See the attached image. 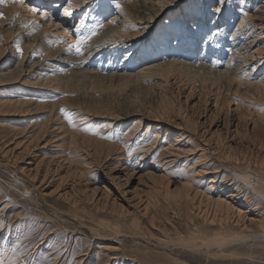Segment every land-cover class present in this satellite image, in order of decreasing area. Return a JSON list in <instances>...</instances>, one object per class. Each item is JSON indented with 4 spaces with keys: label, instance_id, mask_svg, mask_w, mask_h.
I'll return each mask as SVG.
<instances>
[{
    "label": "rangeland",
    "instance_id": "374dc122",
    "mask_svg": "<svg viewBox=\"0 0 264 264\" xmlns=\"http://www.w3.org/2000/svg\"><path fill=\"white\" fill-rule=\"evenodd\" d=\"M31 1L40 9L44 5L42 1H45L46 5L44 6L46 7L43 10L49 12L54 0H39L38 3L37 0ZM145 1L141 0L144 2L147 11L158 12L159 0L158 2L151 0L149 4ZM222 2L218 3L217 0H181L180 5H178L179 3L173 6L166 5L159 13L157 23L165 20L171 9L170 23L171 19L174 22L183 16L186 24L192 25L201 22L206 24L205 22L211 19V14L215 13L218 16L220 12L216 13L217 7H220L222 11L229 3L233 4V9L236 10L237 8V0H222ZM5 6L6 4L0 5V8L3 9ZM190 6L194 7V10L186 13V8H191ZM3 12L0 10V13ZM118 13L122 14L117 10L118 17ZM88 14L89 12L85 13L86 17ZM56 15L58 14L55 13L54 16ZM10 24L8 23L5 27H10ZM155 28L156 25L147 28L139 40L145 37L149 38L156 30ZM236 28L237 23L236 25L230 24L226 31L228 33ZM256 30L257 33L263 34L258 37L259 40H256L252 49L258 48L257 51L261 50V52L256 53V57L254 56L255 58L251 61L253 64L258 62L257 75L262 76L264 74V27L262 29L257 27ZM257 33H252L250 39L254 38ZM202 37L203 32L197 39L192 38L189 41L188 38H184L181 40L182 47L186 52L190 51V54L181 56V58L168 55L176 61L183 60L186 62L184 70L189 74L191 73L190 78H183L182 81H179L178 78H172L162 87L152 81H145L144 84L136 83L134 80L141 76H134V79L128 77V81H125V79H120L124 74V63H122V65L114 68L116 73L108 74V77L110 74H115L112 75L114 78L102 77L99 85L100 90L94 94V96L97 94L94 97L97 101L79 98L85 105L83 113H79V116L83 117L81 125L84 126L85 134L96 135V139H101L106 143L117 142L111 133H115L112 131H116L120 124L122 127L118 129L119 132L128 125H138L140 133H144L147 124H150V129L156 131V125L159 122L153 121L152 118L156 115L154 112L160 111L163 104L167 105L163 100L165 97L167 100L169 98V104L172 105L173 108H171L174 112H170L172 119L169 120V123H171H165L164 129L159 133L148 130V134L151 133L153 137L144 136V144H148L147 146L152 144L156 148L152 155L150 149L141 153L144 157L138 162L133 161V153H130V157L126 156L123 159L129 163L126 164L120 160L124 150L116 153L112 151L113 146H109L110 150H106V146H104L100 151L95 152L87 143L80 141L82 144H80L79 150L83 152L79 156L73 154L72 158L77 159L80 164H86H82L85 168V174L84 177L74 176V178L73 175L66 173L65 161H61L60 165L62 166L57 167L56 162L62 159L58 156L60 153L57 152L60 150L55 136L57 122L48 123L44 133L41 134L42 136L39 139L36 138L37 125L40 121L41 124L45 121L46 110L28 114H9L0 111V264H167V260L163 257L177 259L185 264H264V237H257L252 232H250L251 235L255 236L252 235L250 236L252 238L246 239V243H234L225 246L221 254L213 246L207 252L206 249L196 251L178 245V243L187 242L186 240H190L194 236L202 239L215 236L214 234L203 237L205 234H211L217 225L216 223L212 224V222L209 224L212 209H208L209 212L198 210V205L203 206L204 204L205 198H202L200 192L202 190L207 195H214V198L220 196L226 199L225 196H227L226 200L234 205V208L238 207L241 211L244 210L243 216L247 219L242 217V221L245 220V224L249 225L250 230L257 231L256 223L261 219L264 221V198L259 196L260 194L254 191L244 178L245 175L251 177L258 174L264 180V121L255 117L253 112L250 115L247 110L236 108L234 101L226 104L228 106L223 105V109L220 108L224 99L230 98L226 84L224 82V84H220L221 78L225 76L223 72H227V67L226 64L224 66L221 63L219 66H215L216 70L209 66L203 69L202 73L198 69L195 60L200 55ZM105 41L108 40L100 39L95 44L96 50L105 47L107 45ZM211 45H208L206 50L211 52ZM252 49L251 51H253ZM208 51H205L207 56L201 61L207 65L210 64L208 59L212 55ZM120 54L119 52L111 56L109 64L116 66L117 63H121L117 62L119 58L122 59ZM213 54L215 55V53ZM87 55H82L81 58H85ZM108 55L106 56L108 57ZM228 55L224 51L219 55L216 54L215 59L218 62L227 60ZM163 60L168 59L163 58ZM157 62L155 58L147 59L146 64L141 62L140 67L154 66L155 68L159 65ZM85 63L87 62L82 64L83 68L87 65ZM166 63L169 64V62ZM249 63L251 62L249 61ZM2 65L4 72H7L9 67H7L4 59H1L0 66ZM240 66L242 69L243 67L247 68V66L251 67L250 64H241ZM131 67L134 68L131 70L133 73L138 71L136 65ZM192 73L202 78L205 77L207 83L201 84L197 80L198 77ZM28 76L30 77L28 68L24 67L18 81L13 82L10 78L11 83L0 85V98H6L8 93L14 92L20 98L27 96L25 93L31 92L28 89L30 87H23L22 84L24 86L26 84L22 80L29 79ZM99 77L101 78L100 75ZM83 92L85 91H78V94L70 92L67 95L70 97L72 95L80 96ZM65 95L66 92L61 93L58 97ZM28 96L32 100L36 99L45 103L53 99L54 93L49 92V96L44 97L37 95V93H29ZM216 100H218L219 106L214 107ZM247 113L248 115H246ZM71 115L73 116V114ZM62 117L64 119L65 114ZM187 119L188 122L186 123ZM63 125L67 126L68 124L66 122ZM88 126L98 129V134L86 131ZM112 126L116 127L111 128ZM154 134L158 136L156 145L151 140L154 138ZM179 134H182L183 140L174 144L173 140ZM25 146H27L26 149H24ZM169 146L173 148L170 149V152L162 150L163 147L166 149ZM84 147L89 152H84L82 149ZM176 148L180 153L174 151ZM179 149H182L183 152ZM150 155L152 157L157 155L162 160V164L167 165V167H162L159 170L153 168L157 165L154 160H151ZM35 168L38 169L37 173ZM203 170L207 171L204 172ZM164 171L167 174L163 181L169 183L171 192H177L180 184L186 179H194L192 193L195 195V202H193L191 210L185 211L178 203L174 205V202L172 203L168 197H165V194L163 197L164 192L160 188L158 189L161 192L158 189H152L155 192L157 190V200L160 207L157 203L148 206L147 209L145 206L143 207V204L146 205L145 203H147L150 188L153 186L150 185L149 187V184H154L147 173L153 172L159 175L163 174ZM44 172L47 173L45 177ZM192 173L196 176H192ZM168 201L169 203H167ZM121 210L124 211L120 213ZM234 217L230 219L233 223L236 222ZM98 226L102 228L95 236L94 233H91L90 227L96 228ZM112 228L118 230H114L112 232L115 233L110 234L109 229ZM173 241L177 244H174ZM104 244L115 247L111 250H103L101 246Z\"/></svg>",
    "mask_w": 264,
    "mask_h": 264
},
{
    "label": "bare ground",
    "instance_id": "6f19581e",
    "mask_svg": "<svg viewBox=\"0 0 264 264\" xmlns=\"http://www.w3.org/2000/svg\"><path fill=\"white\" fill-rule=\"evenodd\" d=\"M150 1L151 0H146L145 3L149 4ZM31 2H32L31 0L28 1L25 0V4L27 6H35ZM38 2L39 0H37V3ZM52 2L53 3L51 10L48 12L51 17L50 20H44L39 15L33 16L30 12L27 11V8L25 6H22L20 4L9 3L6 4V6L3 9L0 8L1 11H4L3 18L0 19V64H1V59H4L6 61L7 67H9L8 68L9 70L7 72H4L3 65L0 66V85H4V84L6 85L8 83H11L12 81L9 80L10 78H12L13 82L18 81L21 78V72L22 70H24L25 67L28 68L30 77L28 76L29 79L25 78V80H22V82L25 83L26 86H24L22 82L21 84L23 87H30L28 89H30L29 91H31V92H26L25 94L27 96H24L23 98H20L18 95L15 94V92L8 93L6 95V98L5 97L0 98V111L9 114H16V113L28 114L31 112L34 113V111L42 112L46 110L47 115L45 121L42 122V124L40 121L37 125L36 138L39 139L42 136L41 134L44 133L46 129V125H48V123L57 122L58 126L56 127L57 133L55 136L57 137L56 141L58 142V147L60 148V150H58L57 152L60 153L58 154V156L61 157L62 159H59L56 163H57V167H59L62 166L60 165V162L65 161L64 163H66V168H67L66 173H68L69 175H73V177L74 176L84 177L85 174V168L82 165L85 163L80 164L77 159L72 158L73 154L79 156L81 152H83V151L80 152L79 150L80 144H82L80 143V141L82 142L84 141L85 143H87V145L89 147H92V149L95 152H97V150L100 151V149H102L104 146H106V150H110L109 146H113L112 151L116 153H119L124 150L123 157L120 158L122 163H126L123 159L126 156L130 157V153H133L132 154L133 155L132 157L134 159L133 161L136 160V162H138L139 160H143L144 155L141 153H144L149 149L151 150V155L153 154L152 152L154 151L156 146H152V144L149 146H147L148 144L145 145L143 141L144 136L145 137H148L149 135L150 137L152 136L151 133L148 134V130H152L155 133H159L162 129H164L165 123L166 124L169 123V120L172 119L170 118L171 115L170 112H173L172 109L173 107L171 104H169L168 101L169 98L168 100L167 97H165V99L163 98L164 99L163 101L167 105L163 104L162 108L160 107L161 108L160 111L154 112V114L156 115H154L152 119L153 121L159 122V124L156 125V131L152 128L150 129V124H147L144 133H140L141 131L140 129H138L139 127L138 125H136L137 127L128 125V127L126 126V128L125 127L122 128L121 132H119L118 129L122 127L120 124L118 125V129L116 128L117 132L112 131L115 133H111L113 139L117 142H110V143L109 142L106 143L101 139H96L97 138L96 135L90 136V134H85L83 130L84 126L81 125V119L83 117L79 116V113H83V107L85 105L79 100V98L97 101L94 98L97 94L95 96L94 94L96 93V91L100 90L99 85L101 83V79H103L102 77L107 76L108 79L114 78V76L112 75L115 74H110L109 77L108 74L116 73L114 68H116L119 65H122V63H124L123 66L124 78L122 76L120 79L122 80L125 79V81H128L127 79L128 77L134 79V76H141L143 80H141L142 79L141 77H137L136 80L134 81L136 83L152 81L153 83L156 82V84H159L162 87L165 86L168 80H171L172 78H176V79L178 78L179 81H182L183 78H190L191 76L189 77V75L191 73L189 74L187 73V71L184 70V65L186 62H184L183 60L176 61L175 59H173L168 55L170 54L181 58V56L184 57L185 55L190 54V51L186 52L185 49L182 47L181 40L184 38H188L189 41H191L192 38L197 39V37L200 36L202 32H203V37H202L203 43H201L200 45L201 48L199 52L200 55H198L195 60L196 65H198L197 66L198 69L202 73H203V69L209 66H211V68L213 67V69L216 70L215 66H219L221 63L224 66L226 64L227 67V68L225 67L227 69L226 70L227 72H223L225 76L223 75L224 77L221 78L220 84H222L223 82L226 84V88H227L226 90L230 94L229 96L230 98H225L223 103L220 105V108H222L223 105L228 106L226 104H228L230 101H234L236 108L240 110L241 108L245 109L250 115L251 112H253L255 117H258L260 120L264 121V74L262 76L257 75L258 62L256 61V64L252 63L253 58L256 57L255 54L261 52V50L257 51L258 48H256V50L252 48L255 46L256 40L257 39L259 40L258 37H260L263 34V33L261 34L260 32L257 33L256 29L257 27L259 28L261 27V29L262 27H264V0H237L236 10L233 9V4L228 3L226 8L220 11V13L216 12L219 13L218 16L215 15V13L211 14L212 17L211 19L205 22L206 24L200 21L201 23L192 24V25H189V23L186 24V22L183 20V16H180V18L174 22H172L171 19V23H170L169 21H170V15L172 14L171 13L172 9L168 12V16L165 20H163L161 23H157V20L160 15L159 13L164 9L166 5L173 6L177 3H179L178 5H180L181 0H159L160 2L159 10L158 12L156 11L154 13H152L151 10L147 11L144 2H141V0H72V3L74 5H77L76 7H69V5L66 3V0H54ZM117 3H119L122 6V10L116 8ZM42 4L46 5L45 1H42ZM44 5L40 9L41 11H47V10H43L44 7H46ZM65 8H68V11L70 13L69 15H64ZM92 8L94 9L93 11ZM193 8L194 7L188 9L186 8V13L190 12ZM117 10L118 12L122 13L121 15L118 13L119 17L117 16ZM90 11L92 12L90 13ZM86 12H89L87 17L85 15ZM55 13H57L58 15L54 16ZM237 15L239 17H236ZM33 21H36L37 23L33 24L32 23ZM112 21H114L115 23H112ZM8 23H11L10 24L11 26L5 27ZM236 23H237V28L227 33L226 29L228 28V26H230V24L236 25ZM201 24L204 26L203 28ZM155 25H156L155 28L156 30L149 38L147 37L148 40L146 37L141 38L139 40V37H141L146 32L147 28L153 27ZM93 31H95L96 34L92 36V38L89 40V42L86 45L82 46L81 53H77L74 49L71 51L67 49V45L72 41H74L75 39H77L80 35H89ZM252 33H257V34L254 35L255 36L254 38L250 39V36L253 35ZM103 38L105 40H108L107 42L105 41L107 45H105V47L103 48L101 47L102 49L96 50L97 47L95 44L100 39ZM60 41H64V42L61 43ZM17 44L20 45L23 51V55L20 57H19L20 52H18L16 48ZM210 44H212L211 52L206 50L207 46L208 45L210 46ZM251 49L253 51H251ZM205 51H208L210 52L209 54H212L208 59V61L210 60V64L208 65L204 61L203 63L201 62L202 60H204L205 56H207L205 54L206 53ZM224 51H226V53L229 54L228 59L226 58L227 60H221L220 62L216 61L215 59L216 54L219 55ZM119 52L121 53L120 56L122 55L121 56L122 59L119 58L117 62H121V63H117L116 66H114L113 64L110 65L109 64L110 57L116 55ZM134 53L135 55H133ZM213 53H215V55ZM86 54H88L87 57L81 58L82 55H86ZM106 55H108V57ZM90 58L92 59L90 60ZM153 58H155V60L158 61L157 62V64L159 63L158 67L155 68L154 66L140 67L141 62H143V64H146L145 61H147V59L149 60ZM161 58L162 60H160ZM163 58H166L168 60H163ZM249 61L251 63H249ZM84 62H87L85 63L87 64L85 68L82 67V64H84ZM166 62L175 65H169ZM241 64H245V65L250 64L251 67L247 66V68L243 67L242 69V66H240ZM135 65L137 66L138 71L133 73L131 70H133L134 68H132L131 66H135ZM261 70H263V68H261ZM209 71L211 70L209 69ZM192 74L198 77L197 80H199L201 84L207 83V79L205 77L202 78L195 73ZM99 75L101 76V78L99 77ZM33 88L35 89L33 90ZM78 91L80 92L85 91V92H83L82 95L80 96L72 95L74 96L73 98L72 96L70 97L67 95L70 94V92L73 94H78L77 93ZM49 92L52 94L54 93V96H52L53 99L49 98L52 100L45 103L40 102L36 99L32 100V98L28 96L29 93L32 94L37 93V95L44 97V96H49ZM64 92H66L65 96L58 97L60 96L61 93ZM162 95L165 96L164 94ZM215 106H219L218 100L215 101L214 107ZM61 109L66 110V112H68L69 114H73L72 116L73 120L71 122L68 121L66 115L65 118L63 119L62 116L65 113L62 112ZM62 113L64 114L62 115ZM248 113L246 115H248ZM66 119L68 125L64 126L63 124L66 123L65 122ZM109 119L111 120V118ZM185 122L187 123L188 119ZM136 123L139 124L138 122ZM114 127L112 126L111 128ZM181 136L182 134H179L177 137H175V139L173 140L174 144L177 143L178 141L183 140ZM157 137H158L157 134L156 135L154 134V138H153L154 140L151 139L154 144L157 142L156 141ZM26 147L27 146H25L24 149H26ZM81 147H83V145H81ZM82 149H84V152L87 151L85 147ZM170 149L173 148L171 146L166 147V149L164 147L162 148V150H167L168 152H170ZM179 150L182 151V149ZM174 151L180 153V151H178V148H176V150L174 149ZM187 151L189 150L187 149ZM151 160H154V163L157 165L156 167L152 166L153 168H156V170L162 169V167L165 168L167 167V165L162 164L161 162L162 160H160V158L157 155L156 157L153 156ZM126 164L129 163L127 162ZM36 168L35 171L37 173L38 169ZM46 170L47 169L45 168V171ZM190 172L192 171L190 170ZM164 173L163 174L161 173L159 175H156L153 172L147 173V176L149 177V179L150 178L152 179L154 184L152 183L149 184V187L150 185L153 186L152 188H150L149 195L146 194L148 195V198L145 196L147 198V203H145L146 205L143 204V207L145 206V209H147V207L148 206L150 207V205H154L156 203L158 204L159 201L157 200V190L155 192V190L152 189L160 188L163 190L162 192H164L163 197L165 194V197H168V199L171 200L172 203L174 202V205L178 203L179 206L180 207L182 206V208L185 211L188 209L191 210V207L193 206V202H195L194 201L195 195H193L192 193L193 190L192 182L194 181V179L192 180L190 178L186 179L183 183L180 184L181 186L178 189L179 191L177 190V192L175 191L171 192L168 186L169 183L163 181L164 177L167 174ZM46 174L47 173L44 172V177L46 176ZM192 176H196V174L192 173ZM244 178L246 180V183L251 188H253L254 191H257V193L260 194L259 196L264 198V182H263L264 180L258 174L253 175L251 177L245 175ZM202 191L200 192L202 194V198H205L203 200L205 207L204 204L202 203L203 206L198 205V210L205 212L208 211V209H212L211 216H209V220H210L209 224H211L212 222V224L216 223L217 225L216 229H214L211 234H205L203 235V237H209L210 235H214V234L215 236L212 238H203V239L199 238L198 236H194L192 238L190 236L191 238L190 240H186L187 242L181 240L184 242L180 244L178 243V245L196 251H200V250L203 251L206 249L207 252L211 248L215 247L221 254L223 251V247L229 246L231 244L233 245L234 243H242L245 242L246 239H249V237L253 235V234L251 235L250 232L254 233L257 237H264L263 219L260 218L261 220L256 223L258 230L252 231L254 229L250 230L249 225L245 224V220L242 221V219L244 218L243 216L244 210L241 211V209H238V207L234 208L233 207L234 205H231L229 201L226 200L227 196H225L226 199H223L220 196L214 198L213 197L214 195L213 196L207 195L205 194L206 192H202ZM200 192L199 195H201ZM161 201L163 202V200ZM167 203H169V201ZM112 209L114 208L112 207ZM116 209L118 210V208ZM122 211L124 210H121L119 212L121 213ZM233 216H235L234 218H236V222L234 223L233 221L230 220L231 217ZM100 228L102 227L101 226H98L96 228L90 227V231L92 234L94 233L95 235L98 234ZM211 228L213 229V227ZM114 230H118V229L117 228L109 229L110 234L112 233L114 234L115 232H112ZM255 235H253V237ZM173 243L177 244L175 243V241H173ZM114 247L112 245L104 244L101 246V249L111 250L114 249ZM163 258L167 260V264L168 263L185 264L177 259H170L167 257H163Z\"/></svg>",
    "mask_w": 264,
    "mask_h": 264
},
{
    "label": "snow or ice",
    "instance_id": "6c2138e0",
    "mask_svg": "<svg viewBox=\"0 0 264 264\" xmlns=\"http://www.w3.org/2000/svg\"><path fill=\"white\" fill-rule=\"evenodd\" d=\"M217 2L220 3V2H222V0H217ZM9 3H15V4H20L22 6H25L27 8V11L30 12L33 16L39 15L44 20H50L51 19L50 15L47 11H41L40 7L27 6L25 4V0H0V5H5V4H9ZM66 3L69 5V7H76L77 6V5H74L72 3V0H66ZM116 8L122 10V6L119 3L116 4ZM215 11L220 12L221 9L219 7H217L215 9ZM69 14L70 13L68 11V8H65L64 15H69ZM2 18H3V13H0V19H2ZM32 23L36 24L37 22L33 21ZM112 23H115V22L112 21ZM95 34H96L95 31H93L89 35H80L77 39H75L74 41H72L71 43H69L67 45V49L69 51L74 49L77 53H81L82 46L86 45L89 42V40L92 38V36ZM60 42L63 43L64 41H60ZM16 48H17V51L20 52V54L22 56L23 51H22L20 45L17 44ZM61 111L65 113V115L67 116V118L70 122L73 120L72 115L69 114L68 112H66V110L61 109ZM85 130L93 132L94 134H98V129L93 128L92 126H88Z\"/></svg>",
    "mask_w": 264,
    "mask_h": 264
}]
</instances>
